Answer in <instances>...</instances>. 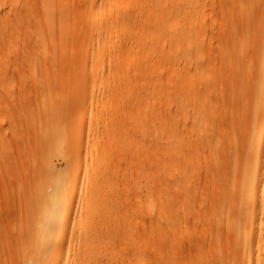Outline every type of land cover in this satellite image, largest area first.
<instances>
[{"label":"rangeland","instance_id":"1","mask_svg":"<svg viewBox=\"0 0 264 264\" xmlns=\"http://www.w3.org/2000/svg\"><path fill=\"white\" fill-rule=\"evenodd\" d=\"M90 4L91 0H0V254L30 221L34 228L38 225L39 216L31 208L64 182L66 195H76L78 207L68 215L67 235L76 240L86 235L92 244L106 248V257L90 264H170L171 260L195 264L193 251L168 258L169 250L162 246L166 158L151 140L153 133L165 135L179 116L182 104L175 80L179 62L173 60L177 66L171 70L172 60L151 65L143 55L137 30L142 23L145 26L141 18L150 4L147 0ZM90 7L98 12L94 18L89 17ZM129 13L132 20L120 23L130 26L133 38L127 47H118L115 41L124 34L118 31L107 38L105 25L117 14ZM61 22L67 24L65 38H59ZM79 48L82 61L70 72L63 70L71 83L63 89L64 99L72 108H36L48 91L46 75L53 72L44 55L52 49L74 54ZM213 70L204 74L212 75ZM120 76L129 78L130 86L147 97L148 109L139 110L144 124L133 123L137 110L130 97L118 95L108 108L110 85L119 83ZM68 80L54 84L52 90L58 91ZM91 95L105 108H80ZM224 108L230 116V106L226 103ZM221 143L227 146L229 141L224 137ZM67 161L82 168L75 181L69 180ZM171 173L178 174L177 168ZM190 176L187 186L197 192L192 205L200 210L197 220L207 224L212 221L211 210L199 200L214 185L198 173ZM184 200L180 198L175 212L180 219L188 211ZM187 219L175 227L176 238L195 244L200 231L191 214ZM263 235H258L261 241ZM205 237L204 254L231 258L228 241ZM255 260L264 263V251Z\"/></svg>","mask_w":264,"mask_h":264},{"label":"bare ground","instance_id":"2","mask_svg":"<svg viewBox=\"0 0 264 264\" xmlns=\"http://www.w3.org/2000/svg\"><path fill=\"white\" fill-rule=\"evenodd\" d=\"M95 1L90 5L95 6ZM147 1L150 4L141 18L145 26L142 23L137 30L143 40V55L150 58L151 65L166 60H177L180 65L175 78L176 96L182 104L178 105L177 121L165 135L153 133L151 137L166 158L162 212L167 243L162 246L169 250L168 258L193 251L195 264H264L255 260L264 251V235L262 241L258 238L264 232V0ZM89 10L91 18L98 13L91 7ZM132 17L130 13L112 17L105 25V37L122 31L124 36L115 44L125 47L133 35L129 34L130 26L120 21H131ZM59 25V38H65L67 24ZM47 44H52V38ZM129 48L131 51L133 45ZM78 50L72 54L52 49L44 55L53 72L46 75L48 91L36 108H72L64 99L63 89L71 83L63 70L70 72L82 61ZM173 62L171 70L177 66ZM206 70H213V74H204ZM65 79L68 82L58 91L52 90ZM128 79L120 76L119 83L110 85L108 108L118 95L130 97L137 110L132 121L139 124L143 114L139 110L147 107L148 100ZM96 97L91 95L80 108H105ZM226 103L230 106L228 117L224 114ZM224 137L229 141L227 146L221 143ZM72 162L67 161L69 180L75 181L82 168H75ZM173 167L178 174L171 173ZM196 173L214 185L211 193L199 200V205L211 210L212 221L207 224L197 220L200 210L192 205L196 188L187 186V179ZM65 190V183L58 182L42 204L31 208L39 216L38 225L34 228V221H30L22 229L24 233L13 236L0 254V264H90V260L96 263V259L106 257V248L92 244L86 235L77 240L67 235L68 215L78 207L76 195L68 197ZM181 197L188 210L182 219L175 215ZM189 214L200 231L195 244L176 238L175 227L186 224ZM206 234L228 241L233 261L226 254H204ZM170 264L185 263L171 260Z\"/></svg>","mask_w":264,"mask_h":264}]
</instances>
